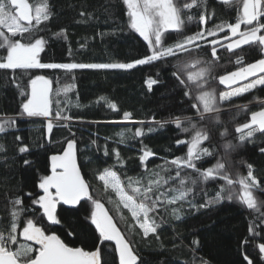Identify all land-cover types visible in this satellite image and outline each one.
Returning <instances> with one entry per match:
<instances>
[{"label":"trees","instance_id":"obj_1","mask_svg":"<svg viewBox=\"0 0 264 264\" xmlns=\"http://www.w3.org/2000/svg\"><path fill=\"white\" fill-rule=\"evenodd\" d=\"M33 7L44 0H28ZM49 5L50 18L43 21L39 30L32 35L45 39L44 50L40 53L41 63L46 64H109L128 63L150 54L147 42L130 28L127 7L123 0H46ZM179 4L190 0H177ZM242 6L237 0L224 3L223 0H206V7L190 10L194 19L188 21L185 12V24L182 31H168L164 34L165 45H171L183 36L191 35L200 30L199 15L204 12L211 17L203 27H214L221 22L235 23L237 9ZM86 13L81 16L80 13ZM264 23V17H261ZM61 29L65 35L57 36ZM245 26L241 25V31ZM264 33V30H262ZM228 30L218 33L220 44L227 45L225 40ZM27 36V34H26ZM19 38V37H18ZM237 37H233L235 40ZM192 56L180 53L179 59L170 57L150 64L137 65L131 70L122 69H0V122L15 121L6 124V131L0 133V229L10 223L11 204L15 197L22 200L25 209L20 215V228L28 218L35 219L48 233L57 234L68 246L82 247L86 251L100 248L102 264H119L114 242L99 240L95 226L89 219L93 205L91 200L83 199L75 206L57 204L56 213L61 223L50 224L32 200L42 195L38 184L43 175H49L50 157L61 154L68 140L76 142V159L81 175L89 184V194L103 204L113 218L115 224L125 235L139 257L138 264H248L244 259L248 256L252 264H264L258 250V244L264 243V134L257 132L253 138L244 142L236 133L237 125L250 120V114L264 105L254 104L264 97V86L233 97L223 102L220 112L221 123L203 121L210 139L203 144L214 153L198 162L201 168L214 165L222 159L228 165V172L233 178L236 174L247 175L248 165H252L254 176L259 187L253 195L259 204V211L249 210L236 199L225 198L206 208L190 207L184 203L179 220L172 219L161 207L154 218L163 220L158 229L159 239L155 234L143 237L142 231L132 220L131 214L111 189H105L97 176L110 168L116 171L121 181L127 185L128 177L144 175V166L139 156L142 149L154 153L145 162L149 170L156 169L164 161L174 157L185 156L186 145L178 146L177 139L188 140L190 134L182 133L169 121L174 117H192L195 110L191 108L192 97H185V87L173 76L176 65L193 58H210L211 46L204 41ZM6 50L0 48V58ZM218 60L213 69L214 77L236 71L238 67L264 57L256 45H244L229 52L226 47L217 46ZM240 63H237V60ZM193 72L197 69H192ZM44 76L51 86V116L28 117L22 113L21 103L27 98L21 91L30 93L29 81L35 76ZM151 77L157 83L151 90L145 81ZM186 78V74H185ZM252 78L250 77L249 80ZM247 83L240 81L237 87ZM19 85V87H17ZM220 91H228L218 78L212 79L209 85ZM68 88L67 93L63 90ZM193 96L195 85H191ZM59 90V95L57 91ZM59 101V106L57 105ZM111 103L117 108L113 110ZM63 109L62 114L70 116V120L56 119V112ZM124 112L131 114L130 121L123 120ZM53 124L52 131L46 134L47 123ZM143 122V123H140ZM195 122V121H194ZM187 127L188 125L185 124ZM144 131L141 137H134L135 129ZM153 131L149 132V129ZM221 136V132H225ZM125 133L123 143L117 135ZM21 137L17 140L16 137ZM95 141V143H93ZM230 143L232 147L225 149ZM27 145L28 152L20 153L19 147ZM107 149L108 155H105ZM120 153L118 162L115 153ZM28 160L30 163L25 164ZM190 171V170H188ZM174 175V171L172 172ZM224 181L216 179L196 188V195L189 199L196 205L214 197ZM130 191V189H129ZM239 191V185H236ZM207 193L205 197L204 193ZM31 194V195H29ZM250 226L254 227L259 236L253 237ZM69 232L74 233L69 235ZM198 241L194 244L193 241ZM19 243L26 242L23 238Z\"/></svg>","mask_w":264,"mask_h":264},{"label":"snow or ice","instance_id":"obj_2","mask_svg":"<svg viewBox=\"0 0 264 264\" xmlns=\"http://www.w3.org/2000/svg\"><path fill=\"white\" fill-rule=\"evenodd\" d=\"M223 2L229 3L230 0H223ZM123 3L127 6L129 26L147 42L149 55L128 63L46 64L41 63L39 59L46 41L41 36L32 35L39 30L43 21L50 18L49 5L46 0L35 6L34 9L28 0H0V48L6 50V55L0 58V69L12 71L55 68L131 70L137 65L167 60L170 57L179 59L180 53L191 57L193 52L201 47L199 42L204 41L211 46L210 58H193L183 61L175 66L176 70L173 72V76L186 89L185 97H192L194 100L191 104V108L195 110L194 115L183 119L174 117L169 121L158 122L161 127L165 123H173L182 133L190 134L188 140H176L178 146H187L186 155L174 157L171 160L166 159L164 164L149 170L145 162L154 153L142 149L139 160L144 166V175L135 178L128 177L125 186L116 171L105 168L97 176V179L103 182L105 189H111L115 193L118 203L131 214L132 220L136 222L144 238H148L149 234H155L159 239L158 229L162 226L163 220L157 222L154 214L161 207L172 219L179 220L184 203L189 204L190 207L206 208L220 202L227 194L228 200L236 199L247 209L259 211L260 206L253 195V190L259 187V181L253 174L252 165H248L249 170L246 176L237 173L233 178L227 170V163L222 159H218L214 165L207 168L199 167L198 162L206 156L214 155L210 148L203 147V144L210 139V133L205 126H202V122L207 120L219 125L221 123L219 119L220 105L223 102L230 101L233 97L247 93L258 86H264V58L238 67L236 71L225 75L219 77L213 75L215 62L218 60V45L226 47L229 52L244 45H256L264 54V34H262L264 23L260 19L264 17V0H242V6L237 9L235 23L221 22L211 28L203 27L211 17L202 12L199 15V24L202 26L199 31L183 36L182 39L167 46L164 43L165 32L182 31L186 10L189 13L186 19L191 21L194 16L190 14V10L199 8L201 4L206 7V0H190L182 5L177 0H123ZM237 3L240 4L241 0H237ZM80 15L85 16L86 13L81 12ZM241 25L245 26V30L241 31ZM225 29L229 34L225 35L224 39L231 40V43L223 45L217 39L208 40V37H216ZM65 32V29H61L56 35H65ZM233 37L238 38L232 40ZM237 63H240L239 59ZM192 69H197V71L193 72ZM250 77L251 80H249ZM216 78L221 85H225L229 90L220 91L217 94L216 89L209 86L211 80ZM240 81H247V83L233 87V85H239ZM145 83L151 90L152 85L157 81L149 77ZM191 85H195L196 94L194 96ZM29 87L30 93L21 91V95L27 97L21 103L22 113L28 117L47 118L51 116L50 81L44 76L38 75L29 81ZM63 91L67 93L68 88L66 87ZM56 94L59 95V90ZM57 105L59 106V101H57ZM110 107L113 110L117 108L115 103H111ZM62 112V108L56 112V119L65 121L71 119L70 116L63 115ZM123 120L130 121L131 114L124 112ZM14 123L15 121L0 122V133L6 131V124ZM185 124L188 126L186 127ZM52 128L53 124L49 121L47 124L49 133ZM148 131L151 132L153 129L150 128ZM226 131L225 129V132H221V136H224ZM235 131L239 134L241 142L253 138L257 132L264 134V107L259 111L251 112L250 120L237 125ZM117 135L120 137V142L123 143L125 133L120 132ZM133 135L141 137L144 135V131L137 127ZM16 139L20 140L21 137L17 136ZM230 147H232L230 143L224 145L226 150ZM0 151H4L3 146H0ZM28 151L27 145L19 147L20 153ZM112 151L115 153L117 161L122 163L119 151L116 149ZM261 151L264 152V148ZM105 155H108L107 149ZM24 163L29 164L30 162L25 160ZM50 168L51 174L43 175L38 184L43 194L32 200V204L41 211V218H46L52 225H58L61 223L56 213L58 203L75 206L83 199L91 200L93 210L89 219L95 226L100 242H114L119 264H138L139 257L135 253L132 243L126 239L113 222V218L105 210L103 204L90 196V186L81 175L77 165L76 142L74 140L67 141V147L61 154L50 157ZM216 179H220L224 183L220 185L214 197L206 198L205 202L199 205L189 199L196 195L198 186ZM236 185H239L238 192ZM204 195L207 197L206 192ZM9 203L12 206L9 213L10 223L6 228L0 229V264H102L99 247L94 251H86L82 247H69L57 234L48 233L33 218L26 219L21 230L20 215L25 211L22 207V200L15 197ZM249 232L253 237L260 235L252 226H250ZM73 234L69 232V235ZM20 238L26 242H33L38 247L34 248L30 243H19ZM193 243L198 244V241L194 240ZM258 250L261 258L264 259V243L258 244ZM244 259L248 261V264H252L248 256H245Z\"/></svg>","mask_w":264,"mask_h":264},{"label":"built area","instance_id":"obj_3","mask_svg":"<svg viewBox=\"0 0 264 264\" xmlns=\"http://www.w3.org/2000/svg\"><path fill=\"white\" fill-rule=\"evenodd\" d=\"M261 103H263V104H264V97H263V98H261V99H259V101L257 100V102H256V103L254 102V104H261Z\"/></svg>","mask_w":264,"mask_h":264},{"label":"water","instance_id":"obj_4","mask_svg":"<svg viewBox=\"0 0 264 264\" xmlns=\"http://www.w3.org/2000/svg\"><path fill=\"white\" fill-rule=\"evenodd\" d=\"M47 124H48V123H47ZM48 133H49V132H48V130L46 129L47 137H48ZM66 147H67V144H66L65 148H66ZM65 148H64V149H65ZM77 165H78V163H77ZM50 170H51V168H50ZM50 174H51V172H50ZM50 174H49V175H50ZM52 191L54 192V190H52ZM105 210H106V209H105ZM108 214H109V213H108ZM113 222H114V220H113ZM114 223H115V222H114ZM114 245H115V244H114ZM69 247H70V246H69Z\"/></svg>","mask_w":264,"mask_h":264},{"label":"rangeland","instance_id":"obj_5","mask_svg":"<svg viewBox=\"0 0 264 264\" xmlns=\"http://www.w3.org/2000/svg\"><path fill=\"white\" fill-rule=\"evenodd\" d=\"M127 7V6H126ZM262 34H264V33H262ZM238 38V37H237ZM236 38V39H237ZM264 58V57H263ZM259 101V100H258ZM257 101H255V103H256ZM261 105H264L263 103H261ZM264 107V106H263ZM259 110H261V108L259 109ZM259 110H257V111H259ZM247 123V122H246ZM101 183H102V185L104 186V184H103V182L102 181H100ZM43 194V193H42Z\"/></svg>","mask_w":264,"mask_h":264}]
</instances>
